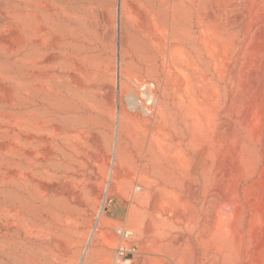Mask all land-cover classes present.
Listing matches in <instances>:
<instances>
[{"label":"rangeland","instance_id":"obj_1","mask_svg":"<svg viewBox=\"0 0 264 264\" xmlns=\"http://www.w3.org/2000/svg\"><path fill=\"white\" fill-rule=\"evenodd\" d=\"M64 1L46 49L34 1L0 0V236L31 230L32 179L80 203L60 264H264V0ZM71 28L80 60L57 46ZM66 114L98 150L77 185L31 175Z\"/></svg>","mask_w":264,"mask_h":264},{"label":"bare ground","instance_id":"obj_2","mask_svg":"<svg viewBox=\"0 0 264 264\" xmlns=\"http://www.w3.org/2000/svg\"><path fill=\"white\" fill-rule=\"evenodd\" d=\"M33 1L37 13V23L42 28L40 29L41 32H39L40 44L48 49L49 46L56 44L52 36L56 31V33L59 31L56 28L57 23L52 24V21H58L59 15L68 18L71 14L64 0H61L60 3L57 0ZM71 1L74 2L75 0ZM74 30L71 28L69 31H64L62 39L65 36H71L65 39L71 41L68 43H65L63 40L58 41L57 46L61 49H72L74 53L71 55V58L80 60L78 52L81 51V47L77 43L84 41L85 38H82L81 34L77 30V33L74 32ZM46 55L47 52L41 48L35 49V57L42 58L46 57ZM54 55L55 53L52 57L57 58V60L70 56V54L61 50ZM52 69L59 72V74L60 72L70 73L72 70H78L76 66L67 63H59L54 65ZM67 89L71 90L68 87ZM51 91L55 92L54 96L56 97L59 93L64 92L62 89H56L55 91L54 88H48L47 93H45L47 107L41 110V121L48 128H52L53 121L55 120V116L52 117L49 110L51 106H55L49 98V95L52 93ZM131 93L126 92L125 96L128 100L133 99ZM154 97L151 98L154 99ZM61 119L67 124L64 135L55 139V132H59V129L56 127L44 132L49 138L45 143L49 150L42 154L38 161H31V175H35L34 169L40 168L48 172L59 173L65 184L77 185L85 181L86 178L90 180V176L96 172L94 171V165H96L94 161L98 150L94 145L86 141L88 135L84 136L83 133L87 131L84 130L85 126L81 124L79 116L66 114L65 116L62 115ZM51 140H56V142L52 143L50 142ZM59 159L61 160L60 162L58 161ZM80 171L84 173L79 175ZM77 187L72 186V188ZM71 194L64 196V199L63 197L50 198L47 194L41 193L37 184H34L31 179V230L19 228L17 231L4 233L0 236V264H60L57 254H55L56 250H62V241H70L69 238L72 235L77 236L81 226V219L78 217L79 212L82 211L80 203L77 199L76 191L74 190ZM26 235L31 239V246L24 239L27 238Z\"/></svg>","mask_w":264,"mask_h":264}]
</instances>
